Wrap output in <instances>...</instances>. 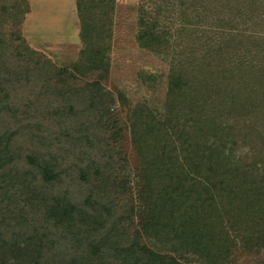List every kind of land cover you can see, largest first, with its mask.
Instances as JSON below:
<instances>
[{"label": "trees", "instance_id": "16d2710c", "mask_svg": "<svg viewBox=\"0 0 264 264\" xmlns=\"http://www.w3.org/2000/svg\"><path fill=\"white\" fill-rule=\"evenodd\" d=\"M114 4L76 0V63L44 60L34 71L20 60L39 56L21 35L29 2L0 0V264H138L126 259L128 243L145 239L173 264L175 255L237 264V247L264 264V0H140L135 40L169 67L161 115L121 111L98 83L71 85V70L107 67ZM123 133L141 161L136 175L124 154L114 151L119 165L104 154ZM84 138L94 140L91 164L103 159L110 172L80 175L86 205L54 195L53 174ZM123 197L130 205H117ZM136 200L142 220L128 235L122 216H136ZM21 216L33 229L19 227Z\"/></svg>", "mask_w": 264, "mask_h": 264}, {"label": "rangeland", "instance_id": "374dc122", "mask_svg": "<svg viewBox=\"0 0 264 264\" xmlns=\"http://www.w3.org/2000/svg\"><path fill=\"white\" fill-rule=\"evenodd\" d=\"M27 1L30 5V13L24 18L21 35L25 45L39 56H33L32 58V56L22 54L20 60L34 71L42 70L44 60L61 69L71 68L76 63L82 49V44L77 35L80 23L76 13V0ZM115 3L113 13L115 15L112 17L110 45L107 54V67L98 71L84 72L85 75L71 70L75 77L70 81L71 85L74 88L77 86L85 87L88 83H98L114 95L121 111L131 113L136 106L146 105L144 108L152 109L153 107L155 108L154 111L159 110L157 114L161 115L162 111L160 110L164 105L169 67L159 57L141 49L135 40L137 32L136 11L138 12L140 0H115ZM92 34L93 32L88 31V35H85L84 40L87 41ZM55 38L61 39L62 42L56 41L53 44ZM141 73L156 76L153 79L155 84L151 83L152 80L148 83L139 80ZM151 84L152 86H150ZM48 93H55V89L49 90ZM61 94L62 92L56 91L57 96ZM93 148L94 140L84 138L79 150L74 152L66 150L61 155V163L53 171L56 177L54 195H60V191H70L71 197L86 205L90 187L88 181L84 182L80 179V175L84 173L89 176L92 172H96L98 178L110 177L109 169L104 164L103 159H101L100 165L91 164L87 151ZM115 148L117 149L112 150L110 147H105L104 154H109L110 150L115 155L113 161L117 165L121 163L119 156L114 151L124 154L129 171L136 175L141 166V161L130 141L129 133L121 135L120 142ZM89 167H92V170ZM122 178L123 175L120 173L115 183L121 184ZM121 201L122 204L130 205L129 202L125 203L126 197H123L117 205ZM123 209L125 212L124 205ZM134 213L136 218L130 211L125 212L122 216L121 229L128 235H133L136 221L142 220V213L139 212L137 200L136 212L134 211ZM18 222L19 227L22 226L28 230L33 229L30 218L21 216ZM136 232L138 235L139 228ZM144 242L145 245L140 248L136 247L135 243L129 242L126 259L138 261V264H147L142 258L154 260L159 264H173L169 258V252L165 248L157 245L152 240L145 239ZM80 248H83L81 251L86 250V246ZM235 253L241 257L237 264H248L241 248L237 247ZM70 255L68 254V257ZM173 257L174 264H197V261L189 255L182 256V258H179L178 255ZM2 261L3 259L0 258V263Z\"/></svg>", "mask_w": 264, "mask_h": 264}, {"label": "flooded vegetation", "instance_id": "af4514ba", "mask_svg": "<svg viewBox=\"0 0 264 264\" xmlns=\"http://www.w3.org/2000/svg\"><path fill=\"white\" fill-rule=\"evenodd\" d=\"M150 77L151 76V78H149L148 76ZM140 77H139V80H142L144 83H148V82H150L151 80H152V82L151 83H153V84H155V81L153 80V79H155L156 78V76H154L153 74H140L139 75ZM150 86H152V84L150 85ZM145 107H146V105H144ZM155 108H153L152 107V110H154ZM162 110V109H161ZM160 110V111H161ZM156 111H159V110H156Z\"/></svg>", "mask_w": 264, "mask_h": 264}, {"label": "crops", "instance_id": "0c3cea01", "mask_svg": "<svg viewBox=\"0 0 264 264\" xmlns=\"http://www.w3.org/2000/svg\"><path fill=\"white\" fill-rule=\"evenodd\" d=\"M29 13H30V12H29ZM29 13H28V14H29ZM51 41H53V40H51ZM56 41H57V42H58V41L62 42L61 39H59V38H55V40L53 41V44H55L54 42H56ZM56 44H57V43H56Z\"/></svg>", "mask_w": 264, "mask_h": 264}, {"label": "water", "instance_id": "95a60500", "mask_svg": "<svg viewBox=\"0 0 264 264\" xmlns=\"http://www.w3.org/2000/svg\"><path fill=\"white\" fill-rule=\"evenodd\" d=\"M115 6H116V3L114 4V8H115ZM136 13H137V11H136ZM115 14H113V16H114ZM136 22H137V15H136Z\"/></svg>", "mask_w": 264, "mask_h": 264}]
</instances>
